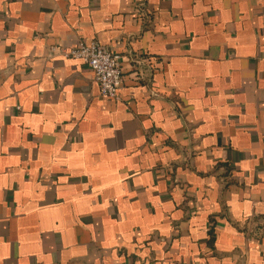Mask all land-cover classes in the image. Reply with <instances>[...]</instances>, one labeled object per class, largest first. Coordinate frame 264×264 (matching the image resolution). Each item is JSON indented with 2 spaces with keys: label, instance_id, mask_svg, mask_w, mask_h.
I'll return each mask as SVG.
<instances>
[{
  "label": "crops",
  "instance_id": "crops-1",
  "mask_svg": "<svg viewBox=\"0 0 264 264\" xmlns=\"http://www.w3.org/2000/svg\"><path fill=\"white\" fill-rule=\"evenodd\" d=\"M0 264H264V0H0Z\"/></svg>",
  "mask_w": 264,
  "mask_h": 264
},
{
  "label": "built area",
  "instance_id": "built-area-1",
  "mask_svg": "<svg viewBox=\"0 0 264 264\" xmlns=\"http://www.w3.org/2000/svg\"><path fill=\"white\" fill-rule=\"evenodd\" d=\"M50 52L84 63L93 71L101 95L108 99H119L123 74L122 57L119 54L96 41H82L71 49L52 47Z\"/></svg>",
  "mask_w": 264,
  "mask_h": 264
}]
</instances>
